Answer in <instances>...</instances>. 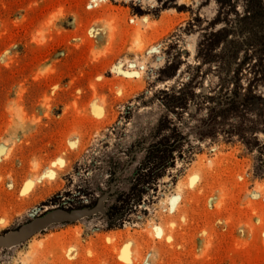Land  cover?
I'll list each match as a JSON object with an SVG mask.
<instances>
[{
    "label": "rangeland",
    "instance_id": "374dc122",
    "mask_svg": "<svg viewBox=\"0 0 264 264\" xmlns=\"http://www.w3.org/2000/svg\"><path fill=\"white\" fill-rule=\"evenodd\" d=\"M235 21L217 0H0V235L179 147L121 227L55 224L0 264H264V40L228 76Z\"/></svg>",
    "mask_w": 264,
    "mask_h": 264
},
{
    "label": "trees",
    "instance_id": "16d2710c",
    "mask_svg": "<svg viewBox=\"0 0 264 264\" xmlns=\"http://www.w3.org/2000/svg\"><path fill=\"white\" fill-rule=\"evenodd\" d=\"M177 1V0H172ZM223 12L234 13L236 21L232 23L226 38L227 75L231 76L232 68L241 64V54L248 47L264 40V0H217ZM242 4L243 11L239 9ZM221 19L216 21L219 24ZM232 35V38H230ZM178 141L154 144L145 151L144 159L137 164V159L126 168L117 165L111 170V181L118 176L112 197L106 202L107 213L102 218L107 221L109 229L121 227L132 215L138 212L143 202L152 200L153 193L158 192V182L167 172L175 167L177 161ZM136 166V167H135ZM111 187H109V190Z\"/></svg>",
    "mask_w": 264,
    "mask_h": 264
},
{
    "label": "water",
    "instance_id": "95a60500",
    "mask_svg": "<svg viewBox=\"0 0 264 264\" xmlns=\"http://www.w3.org/2000/svg\"><path fill=\"white\" fill-rule=\"evenodd\" d=\"M115 186L105 194L97 204L88 209L67 211L63 209H54L47 211L44 215L35 218L15 231L0 235V248L16 247L31 239L37 233L60 223L78 221L87 217L94 216L100 212L107 213L106 202L112 197Z\"/></svg>",
    "mask_w": 264,
    "mask_h": 264
},
{
    "label": "bare ground",
    "instance_id": "6f19581e",
    "mask_svg": "<svg viewBox=\"0 0 264 264\" xmlns=\"http://www.w3.org/2000/svg\"><path fill=\"white\" fill-rule=\"evenodd\" d=\"M8 248H13V247H8Z\"/></svg>",
    "mask_w": 264,
    "mask_h": 264
}]
</instances>
